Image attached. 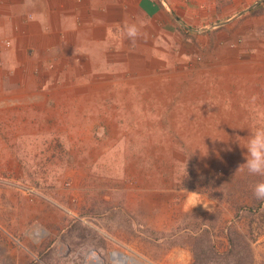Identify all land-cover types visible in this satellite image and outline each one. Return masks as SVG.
Instances as JSON below:
<instances>
[{
	"label": "rangeland",
	"instance_id": "rangeland-1",
	"mask_svg": "<svg viewBox=\"0 0 264 264\" xmlns=\"http://www.w3.org/2000/svg\"><path fill=\"white\" fill-rule=\"evenodd\" d=\"M129 57L67 79L94 82L76 89L93 99L0 122V264H264V200L253 194L264 177L238 169V140L264 125V87L206 72L200 56L155 54L146 67Z\"/></svg>",
	"mask_w": 264,
	"mask_h": 264
},
{
	"label": "crops",
	"instance_id": "crops-1",
	"mask_svg": "<svg viewBox=\"0 0 264 264\" xmlns=\"http://www.w3.org/2000/svg\"><path fill=\"white\" fill-rule=\"evenodd\" d=\"M128 26L136 28L132 50L124 44L131 38ZM117 42L121 52L109 50ZM131 53H141L145 67L155 54L200 56L206 72L238 74L261 89L264 0H0V122L30 120L32 111L59 104L64 96L75 103L93 99L76 89H92L94 82L82 79L71 86L67 79L96 71L102 62L112 68L124 56L130 63ZM158 60L153 66H162ZM51 62L58 66L54 71L47 69ZM63 77L64 86L58 87L56 79ZM64 88L75 92H61ZM6 129L0 128V136Z\"/></svg>",
	"mask_w": 264,
	"mask_h": 264
},
{
	"label": "clouds",
	"instance_id": "clouds-1",
	"mask_svg": "<svg viewBox=\"0 0 264 264\" xmlns=\"http://www.w3.org/2000/svg\"><path fill=\"white\" fill-rule=\"evenodd\" d=\"M127 32L129 36H134L135 26H128ZM238 141L239 146L245 150V163L241 164L243 168L240 165L238 169L246 170L249 175L264 177V125L250 130L245 143ZM253 194L258 200H264V179L253 186ZM195 205L197 204L192 205V208Z\"/></svg>",
	"mask_w": 264,
	"mask_h": 264
},
{
	"label": "trees",
	"instance_id": "trees-1",
	"mask_svg": "<svg viewBox=\"0 0 264 264\" xmlns=\"http://www.w3.org/2000/svg\"><path fill=\"white\" fill-rule=\"evenodd\" d=\"M213 253L215 255V259L220 260V261H225V262L229 261L230 259L234 257H237L233 250H230L229 252L225 254H219L217 251L213 249ZM242 263L244 262L238 257L234 264H242Z\"/></svg>",
	"mask_w": 264,
	"mask_h": 264
},
{
	"label": "bare ground",
	"instance_id": "bare-ground-1",
	"mask_svg": "<svg viewBox=\"0 0 264 264\" xmlns=\"http://www.w3.org/2000/svg\"><path fill=\"white\" fill-rule=\"evenodd\" d=\"M113 259L114 260H119L121 262H125V261H127L128 258L126 256H124L123 254L114 253ZM96 260L98 261L99 264H104L103 261L100 258L96 257Z\"/></svg>",
	"mask_w": 264,
	"mask_h": 264
},
{
	"label": "built area",
	"instance_id": "built-area-1",
	"mask_svg": "<svg viewBox=\"0 0 264 264\" xmlns=\"http://www.w3.org/2000/svg\"><path fill=\"white\" fill-rule=\"evenodd\" d=\"M9 44V43H8Z\"/></svg>",
	"mask_w": 264,
	"mask_h": 264
}]
</instances>
